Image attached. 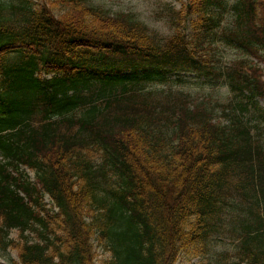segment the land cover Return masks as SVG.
I'll return each instance as SVG.
<instances>
[{
	"label": "trees",
	"instance_id": "obj_1",
	"mask_svg": "<svg viewBox=\"0 0 264 264\" xmlns=\"http://www.w3.org/2000/svg\"><path fill=\"white\" fill-rule=\"evenodd\" d=\"M93 1L0 0L9 264H264V0H183L164 38ZM226 236L233 263L209 253Z\"/></svg>",
	"mask_w": 264,
	"mask_h": 264
},
{
	"label": "rangeland",
	"instance_id": "obj_2",
	"mask_svg": "<svg viewBox=\"0 0 264 264\" xmlns=\"http://www.w3.org/2000/svg\"><path fill=\"white\" fill-rule=\"evenodd\" d=\"M183 0H94L92 3L94 6H99L111 13H125L129 12L136 15L140 21L144 22L150 31L153 32L158 38L167 37L170 34L171 25L168 21L170 14L169 10L173 8H179ZM229 15L224 13L221 19V27L226 26L231 22ZM216 49L221 50L224 54L225 61L231 62L240 57L239 51L226 47L218 46ZM188 79V78H186ZM174 86L188 90L193 96H197L200 99L204 95H208L206 99H209L212 103L218 101L220 104L225 103L229 99V95L226 88H214L207 85L202 80L188 79L183 83H175ZM264 106V102H262ZM32 177V174H30ZM48 202V199H46ZM18 232L12 231L10 238L17 240ZM221 237V236H220ZM29 238H35L34 235H30ZM226 236L221 239H216L210 248V254L214 256L224 254L227 257L229 263H233L235 260L232 257L234 245L232 239ZM108 255L102 254L100 249H97V264H100L102 260L107 258ZM210 257V255H209ZM18 258V252L15 248H8L6 252L0 251V264H9L11 260L15 261ZM208 262L207 257L201 258H189L183 257L179 259L175 264H205Z\"/></svg>",
	"mask_w": 264,
	"mask_h": 264
}]
</instances>
